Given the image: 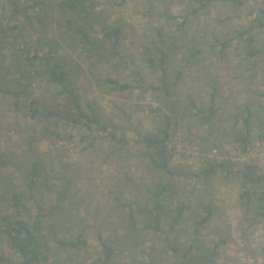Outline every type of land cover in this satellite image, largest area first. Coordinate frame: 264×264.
<instances>
[{
  "label": "rangeland",
  "instance_id": "obj_1",
  "mask_svg": "<svg viewBox=\"0 0 264 264\" xmlns=\"http://www.w3.org/2000/svg\"><path fill=\"white\" fill-rule=\"evenodd\" d=\"M14 2L26 10L10 23L18 28L0 61V216L32 222L41 208L49 264H103L100 236L114 249L109 264H179L190 247L194 264H212L203 254L213 251V264H264L263 206L242 205L229 171L197 176L217 162L264 172V29L256 28L255 55L247 56L238 39L264 0H97L93 21L122 29L119 55L108 51L105 59L57 28L55 0H0L1 24ZM159 40L167 83L145 59ZM35 53L42 58L33 67L26 56ZM55 63L70 73L66 90L45 76ZM109 79L131 87L121 91ZM32 98L65 114H76L78 101L108 131L62 121L61 134H48L30 116ZM249 111L255 140L244 148L236 137ZM167 123L168 173L143 156L139 143ZM33 171L38 179L30 191ZM162 184L167 190L158 196ZM15 194L26 200L19 211ZM208 202L213 217L196 231ZM71 235L86 243L59 244ZM17 259L0 241V264Z\"/></svg>",
  "mask_w": 264,
  "mask_h": 264
},
{
  "label": "trees",
  "instance_id": "obj_2",
  "mask_svg": "<svg viewBox=\"0 0 264 264\" xmlns=\"http://www.w3.org/2000/svg\"><path fill=\"white\" fill-rule=\"evenodd\" d=\"M96 1L97 0H55L53 9L56 26L59 30L61 29L62 33L86 45V49L90 53L95 51L94 54H92L93 57L99 55L102 59H105L106 52L108 51V55L118 56L119 53H117V51L120 46L122 35L121 26L117 24L106 25V21L105 23L94 22L92 14L95 10ZM37 3L38 2H33L27 7L35 8L38 5ZM239 3L243 5V2ZM25 10L26 8L21 10L17 2H14V10L11 18H9V21L5 24L0 23V61L4 60L6 56L4 44H7V39H9V37L13 35V31L18 28L17 23H13V25L10 23L16 19L18 20L17 14ZM28 18L31 19L30 16ZM259 27H263L264 29V5L260 10V15L254 19V22L238 35V39L243 42V47H245L247 56H252L256 53L254 44L258 37L256 28ZM158 42L159 45H154L152 48L148 49V56H145V59L150 68L154 71L161 72V80H163V83H167L168 73L165 66L167 54L165 53V47H162L164 44L163 41L159 40ZM12 43L9 44L14 47L15 45ZM157 51H159V53L161 51V54H158ZM26 57L33 67H35L34 61L41 60L42 58L36 53L34 56ZM16 60V56H14V61ZM45 76H47L48 82L58 85L62 90L67 89V84L65 82L69 81L70 73L64 69L62 63H55L54 65L46 67ZM109 81L116 84L121 91L131 87L128 84H120L116 80L109 79ZM56 108L57 107L49 108L48 106H43L36 98H32L29 104L31 118L39 119L43 123L44 129L48 134H61L58 129L62 121L74 123L75 125H82L89 130H92L93 127H97L99 129L98 131H108V126L101 123L97 115H90L78 101L75 102L76 114H65ZM252 124L253 114L249 111L247 116L243 119L240 134L236 137V141L242 143L244 148H247L255 140V137L252 136ZM169 128L170 124L167 123V127L160 130L159 133L139 138V143L144 147L143 156L147 158L153 166L159 168L161 172L163 171L166 173L170 172L168 140L170 139L171 133ZM55 130L57 132H54ZM263 134L264 132L260 133L259 137L262 138ZM226 164V162L210 164L206 171L197 176L208 177L219 169L229 171L227 173L233 175V177L238 180L242 189V193L240 194L242 205L249 207V205L257 204L264 208V172L262 169L253 164H246L243 169L233 170L227 168ZM31 173L32 177L30 178L28 186L30 191H34L38 178H36V172L33 171ZM2 182V174L0 173V185ZM166 190L167 185L162 184L158 196L163 195ZM24 198L25 197L21 194H15L12 198V207L17 211L25 208L26 200ZM156 209L159 210V207L156 206ZM40 210L41 208L32 222L17 218L15 215L0 216V241L7 244L9 248L18 255L17 264H49V238L41 225L42 214ZM202 211L204 212V216L198 220L196 231L198 228L211 221L214 213V205L211 202L203 203ZM157 215L155 218L156 220L159 218ZM262 215L264 216V211ZM131 220L133 221L134 218L132 217ZM100 238L105 251V260L103 264H109L114 255V249L102 239V236H100ZM85 243L86 241L81 236L73 235H71L67 241H59V244L73 248H77ZM190 251L191 247L183 252L179 264H194V259L189 256ZM215 254L216 251L211 252L209 255L204 253L203 257L213 264L215 262L213 260ZM199 264L208 263L203 261L199 262Z\"/></svg>",
  "mask_w": 264,
  "mask_h": 264
}]
</instances>
